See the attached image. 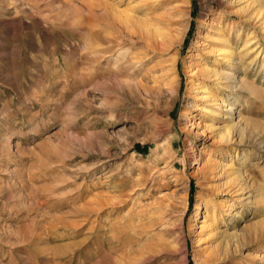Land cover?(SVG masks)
<instances>
[{
  "label": "rangeland",
  "instance_id": "374dc122",
  "mask_svg": "<svg viewBox=\"0 0 264 264\" xmlns=\"http://www.w3.org/2000/svg\"><path fill=\"white\" fill-rule=\"evenodd\" d=\"M111 2L0 0V264H264V0H178L161 38L141 32L138 43ZM244 46L238 68L222 62L250 90L194 75L218 66L214 52ZM154 76L170 87H153ZM198 79L226 109L240 102L243 144L201 135L196 124L211 119L196 104ZM201 149L223 165L238 151L248 205L231 177L198 164ZM231 200L235 228L257 223L260 239H240V251L218 259L200 222L206 205L221 218Z\"/></svg>",
  "mask_w": 264,
  "mask_h": 264
},
{
  "label": "bare ground",
  "instance_id": "6f19581e",
  "mask_svg": "<svg viewBox=\"0 0 264 264\" xmlns=\"http://www.w3.org/2000/svg\"><path fill=\"white\" fill-rule=\"evenodd\" d=\"M102 1H104L106 6V2L108 0H102ZM111 1L112 2L110 3V7L112 9L114 18L120 20L122 24L125 25L127 31L126 37L129 38L133 43L135 42L138 43L140 42V39L143 38L141 32L148 36L149 34L153 33L156 35L157 38H161V36L159 35L161 29L160 25H162L164 18L166 16H170V15L172 16L175 14L177 15L182 12V8L176 6L178 5L177 4L178 0L177 1L173 0L172 3H174V7H172L169 10L165 9L164 12L158 16H151V15L154 11H156L158 6L161 5V3L166 2V0H144L141 3L140 2L138 3V0H111ZM236 1L237 0H235V2ZM124 4L127 5L128 8L122 9ZM260 12L261 9L257 10V8H255L250 14V20H253V22L255 21L257 23V20L259 19L258 14H260ZM228 43L231 44L230 41L228 42L224 41V45H228ZM249 49L246 46H244L243 50H241L239 53H237L236 51L234 53H230L232 48H229L227 51H223V50L216 51L214 52V54L217 55L216 58L218 59V63H217L218 66L196 67L195 68L196 71L194 75H199L201 76V78L213 82L214 85L218 88V90L221 91L228 90L230 93L231 92L235 93L238 90H250L251 89L250 85L246 82L245 79L241 77H235L234 75L231 76L227 75L225 73V70L223 69V62H222L223 60H226L229 63L230 67L238 68L239 60L237 58L242 53H245V51L248 52ZM133 61L136 62L139 61V63H141V66H147L151 62V59L149 58L141 59L136 57L133 58ZM162 77L154 76L152 79L150 78L152 86L158 87L162 83L163 90H165L166 87L168 86L170 87V84L166 83L165 80L160 82V79H162ZM146 79L149 78H146L143 75V77H141V79L137 83V86L143 88L145 86L144 82H146ZM199 81L201 82L200 83L193 82L192 84L193 87L192 89H194L197 92L196 101L198 102H196V104L198 109L202 112V114H204V117H207L206 119L208 118L211 119L210 124L206 127L201 128L200 127L201 123L196 124V127H198V129L200 130L203 129L201 135L205 137V135L207 134L206 136L208 137V134H210L212 138L214 137L218 140V143L224 142L226 144H233V143L234 144L237 143L238 145L243 144L244 141H243L242 132L245 122H243V119L238 117V111L236 112L237 107H235L236 105L240 107L241 106L240 102L236 101L235 102L236 105L231 106L230 109H226L227 107H229V105H226V100L222 97H217V95L212 92H207L206 89L207 85L203 82V80H199ZM159 89L161 90V87ZM208 107L216 110L211 112L207 111L206 113V108ZM209 113L213 116L208 117L207 115H210ZM227 115L229 117H227ZM192 126H195V124H192ZM227 129L232 130L233 132L232 135H230L229 132L227 134L225 133ZM207 152H208L207 149L200 150L199 157L201 158V160L200 159L198 160V164L203 163V167L209 165L210 166L209 173L212 175L213 178L215 177L219 179V181L228 180L231 177L234 186L232 189H230L232 190L231 192L233 194H236L237 196L236 200H238L239 204H242V206L248 205L249 200L251 201V198L245 197L246 194L244 192L249 187V185L251 186L250 183L251 180L243 176L241 172V165L243 166V162H242V158H240L241 156H239L238 151L234 152L233 155L228 154L227 158L230 159L229 160L230 162L228 161L226 165H223L222 163L219 164V162L215 158H213L211 154H210L211 157L207 158L208 156L206 155ZM237 163L240 164L239 167H237ZM221 183L222 182H220L219 186L222 189L225 187L224 186L225 184L224 183L221 184ZM253 183L252 185L255 186L254 185L255 183L254 184ZM103 200L105 201V199ZM164 200L167 201L166 198L161 199V201ZM168 200H169L168 206L169 207L174 206V204L173 205L171 204L173 202L172 197L168 198ZM231 202L232 200L226 201L220 205L221 218H218V215L215 213V211L212 212L211 208L206 205V211L204 212L203 220L200 222L202 224L200 227L201 231L205 232L208 230L209 235H211L212 240H214L215 246L211 245L209 247L210 249H212L214 255L218 257V259L221 258L228 260L232 258L236 252L240 251V249L244 246L241 245L240 242L242 240L240 239L246 238L251 240V242L253 243L260 239V235L258 233L259 225L257 223L250 224L248 226L246 225L242 229L235 228V223L238 220L240 221L241 216L239 212H235L233 210V206L231 205ZM198 209L200 210V208ZM199 210H197L198 215L201 214ZM222 224L225 226H222ZM259 256L262 260H264V255L263 256L259 255ZM259 256L257 258H259Z\"/></svg>",
  "mask_w": 264,
  "mask_h": 264
}]
</instances>
